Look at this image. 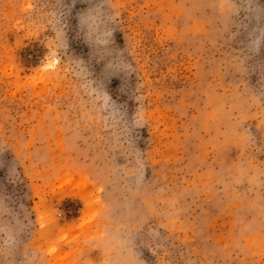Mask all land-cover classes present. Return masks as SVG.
Instances as JSON below:
<instances>
[{
  "label": "rangeland",
  "instance_id": "obj_1",
  "mask_svg": "<svg viewBox=\"0 0 264 264\" xmlns=\"http://www.w3.org/2000/svg\"><path fill=\"white\" fill-rule=\"evenodd\" d=\"M0 264H264V0H0Z\"/></svg>",
  "mask_w": 264,
  "mask_h": 264
},
{
  "label": "clouds",
  "instance_id": "obj_2",
  "mask_svg": "<svg viewBox=\"0 0 264 264\" xmlns=\"http://www.w3.org/2000/svg\"><path fill=\"white\" fill-rule=\"evenodd\" d=\"M102 247H106L109 251L112 250V244L108 240L103 242Z\"/></svg>",
  "mask_w": 264,
  "mask_h": 264
}]
</instances>
